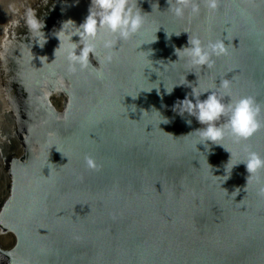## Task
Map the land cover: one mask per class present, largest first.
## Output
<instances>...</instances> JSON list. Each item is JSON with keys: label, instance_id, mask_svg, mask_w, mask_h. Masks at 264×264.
<instances>
[{"label": "water", "instance_id": "water-1", "mask_svg": "<svg viewBox=\"0 0 264 264\" xmlns=\"http://www.w3.org/2000/svg\"><path fill=\"white\" fill-rule=\"evenodd\" d=\"M90 3L0 0V264H264V170L247 186L244 164L225 183L213 176L224 174L226 150L233 161L246 150L264 157V125L206 159L193 132L203 126L172 111L192 88L164 89L198 81L219 93L229 79L233 98L264 105V0H219L215 12L201 3L182 18L167 0H138L140 32L117 44L111 63L98 39L88 68L71 72L55 32L69 19L79 26ZM30 9L45 25L43 48L24 22ZM189 35L223 41L228 54L193 69L175 55ZM157 61L168 64L156 73ZM157 80L160 94L145 92ZM153 107L170 122L143 115Z\"/></svg>", "mask_w": 264, "mask_h": 264}, {"label": "clouds", "instance_id": "clouds-1", "mask_svg": "<svg viewBox=\"0 0 264 264\" xmlns=\"http://www.w3.org/2000/svg\"><path fill=\"white\" fill-rule=\"evenodd\" d=\"M167 2L169 4L168 10L178 18L184 17L186 10H189L193 16L199 15L201 3L211 12H215L219 6V0H167ZM45 3H47V0H45ZM153 5L159 9L158 3ZM24 22L29 29L31 40L37 46L43 48L47 43V37L42 31L45 26L43 21L37 19L35 11L30 9L24 16ZM144 23L145 13L139 7L138 0H91L88 15L79 26L69 19L63 22L61 28L55 32V36L59 40V47L55 50V53L58 49H65L69 61V71H77V66H79V70H86L90 64L89 55L92 54L94 57L96 55V43L94 42L99 39L102 47L108 51L105 61L111 63L113 60L112 50L116 48L119 42L129 41L139 33ZM70 25L74 26V31L69 30ZM102 33H107L108 38L102 37ZM165 33L166 38L171 39L173 35L179 36L182 32L168 33L165 31ZM183 33L188 32L184 31ZM73 36H79L78 43L72 41ZM156 40L157 36L151 43L156 42ZM81 45L82 48H80ZM141 45L143 44H140L139 48ZM78 48H80L79 54H77ZM227 54L228 51L223 41H210L205 45L199 37L190 35L188 46L175 49V55L178 57V60L183 58L193 69H212L215 64L213 57ZM158 62L160 61L156 63L161 67H153L152 63L151 71L157 73V70L161 71V68L164 70L168 64L163 61V63ZM175 62L171 63L174 64ZM97 76L98 78H102V73L98 72ZM157 81L151 82L152 84H156V86L145 92H151L155 89L159 95L160 80ZM181 85H187L192 88L189 94L192 98L190 99L189 95H186L182 101H177L172 107V111L181 117H184L185 114L194 117L203 126L193 132L196 133L199 141L196 144V149L198 144L203 145L204 151L200 153H205L206 159L207 154L211 153L213 146H222L225 149L223 141L226 138H231L234 143L246 141L264 125V121L261 119V115L264 113V105L258 103L252 96L233 98L232 82L229 79H222L220 81L219 88L222 91L219 93L211 87L200 90L198 81L196 86H192L187 81V83L173 84L171 88L167 87L164 83L165 94H172L174 88ZM205 93H208L207 97L201 100L200 97ZM137 96L131 97L135 99ZM225 97L230 98L229 102H225ZM145 113L150 116L154 115L158 119V127L162 123L168 124L170 122L167 117L163 116L154 107L150 112L144 111L143 115ZM185 122L189 126L192 123L190 119ZM226 151L230 153V158L224 165V174L213 175L212 173L215 177L223 178V183L230 178L233 168L240 164H244L247 173H249L246 186L253 178H258V173L264 170V157H261L259 153L246 150L243 159L233 161V153L228 150ZM86 165L93 170L98 167L90 157L86 158ZM260 191L264 192V188H261Z\"/></svg>", "mask_w": 264, "mask_h": 264}]
</instances>
